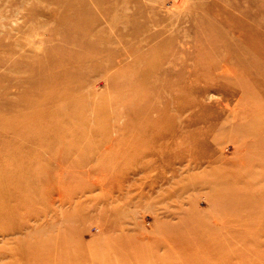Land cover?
I'll list each match as a JSON object with an SVG mask.
<instances>
[{
  "label": "rangeland",
  "instance_id": "374dc122",
  "mask_svg": "<svg viewBox=\"0 0 264 264\" xmlns=\"http://www.w3.org/2000/svg\"><path fill=\"white\" fill-rule=\"evenodd\" d=\"M0 204V264H264V0H0Z\"/></svg>",
  "mask_w": 264,
  "mask_h": 264
},
{
  "label": "bare ground",
  "instance_id": "6f19581e",
  "mask_svg": "<svg viewBox=\"0 0 264 264\" xmlns=\"http://www.w3.org/2000/svg\"><path fill=\"white\" fill-rule=\"evenodd\" d=\"M33 56V55H32ZM27 57V56H26ZM29 57V56H28ZM54 70V69H53ZM48 83V82H47ZM34 103V102H33ZM32 105V104H31ZM36 105V104H35ZM33 106H34V104H33ZM203 165V162H202V164L201 163H199L198 165H197V167H199V168H201V167H203L202 166ZM212 164H210V166H211ZM211 167H213V166H211ZM7 199V198H6ZM8 206L6 205V204H0V216H3V215H9V214H11L10 213V211L8 212ZM7 212H8V214H7ZM1 219V218H0ZM242 237V236H241ZM238 238V237H237ZM236 239V238H235ZM237 241V240H236ZM118 251V250H117ZM69 257V256H68ZM80 258H78V256H77V254L76 253H73L72 254V257L70 256L69 257V261H68V259L67 258H64L63 260H62V262H63V264H68V262H71V264H74V263H77L78 262V260H79ZM89 261H88V263H90V262H93V261H91L90 259H88ZM97 260H99V259H97ZM80 261V260H79ZM99 262V261H98ZM101 262V261H100ZM104 262V261H103Z\"/></svg>",
  "mask_w": 264,
  "mask_h": 264
}]
</instances>
